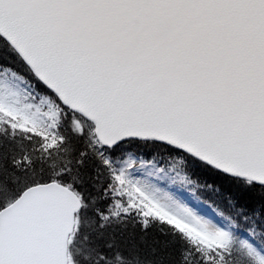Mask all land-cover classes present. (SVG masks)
<instances>
[{
  "label": "snow or ice",
  "instance_id": "1",
  "mask_svg": "<svg viewBox=\"0 0 264 264\" xmlns=\"http://www.w3.org/2000/svg\"><path fill=\"white\" fill-rule=\"evenodd\" d=\"M0 264H264V0H0Z\"/></svg>",
  "mask_w": 264,
  "mask_h": 264
}]
</instances>
